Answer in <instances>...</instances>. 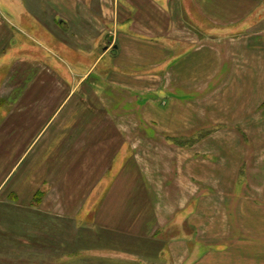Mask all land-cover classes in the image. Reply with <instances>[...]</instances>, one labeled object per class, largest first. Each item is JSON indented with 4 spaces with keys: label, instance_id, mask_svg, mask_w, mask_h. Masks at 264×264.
Masks as SVG:
<instances>
[{
    "label": "crops",
    "instance_id": "obj_1",
    "mask_svg": "<svg viewBox=\"0 0 264 264\" xmlns=\"http://www.w3.org/2000/svg\"><path fill=\"white\" fill-rule=\"evenodd\" d=\"M0 208L264 264V0H0Z\"/></svg>",
    "mask_w": 264,
    "mask_h": 264
},
{
    "label": "rangeland",
    "instance_id": "obj_2",
    "mask_svg": "<svg viewBox=\"0 0 264 264\" xmlns=\"http://www.w3.org/2000/svg\"><path fill=\"white\" fill-rule=\"evenodd\" d=\"M190 95L192 92L185 98ZM165 102L161 101V107ZM194 140V135L186 139ZM9 212L0 208V264H91L93 256L118 253L116 242L120 239L115 236L82 230L75 223L52 220L31 211ZM137 248L139 251L133 252L153 249L148 245Z\"/></svg>",
    "mask_w": 264,
    "mask_h": 264
},
{
    "label": "trees",
    "instance_id": "obj_3",
    "mask_svg": "<svg viewBox=\"0 0 264 264\" xmlns=\"http://www.w3.org/2000/svg\"><path fill=\"white\" fill-rule=\"evenodd\" d=\"M35 203H38V201H39V196L37 195L35 198H34V200H33Z\"/></svg>",
    "mask_w": 264,
    "mask_h": 264
}]
</instances>
